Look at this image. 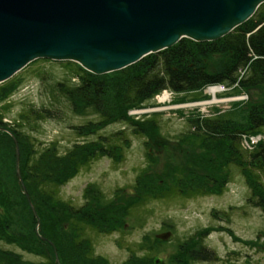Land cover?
<instances>
[{"label":"rangeland","instance_id":"rangeland-1","mask_svg":"<svg viewBox=\"0 0 264 264\" xmlns=\"http://www.w3.org/2000/svg\"><path fill=\"white\" fill-rule=\"evenodd\" d=\"M66 62L36 60L0 84V91L11 85L7 96L0 92V113L5 127L16 129L21 136V167L30 154L37 155L49 146L62 154L75 143L114 135L120 138L116 157L99 156L80 167L56 192L58 201L26 186L39 217L38 231L59 248L60 263L264 264V210L251 201L252 192L241 169L213 153L205 158L198 139L188 136L182 142L183 135H189L188 120L193 116L231 114L234 122L245 124L247 108L264 102V88L247 94L216 93V103L206 89L200 99L164 92L149 106L126 112L134 120L154 117L158 129L150 138L133 134L129 125L118 121L84 135L79 128L101 119L92 112L73 111L55 95V84L70 74ZM138 62L104 75L88 73L109 83L105 98L114 105ZM164 94L167 99L160 101ZM31 108L49 110L50 117L30 115L29 124L17 126ZM262 136L264 142V132ZM262 166L246 167L262 183L257 187L260 196H264ZM170 188L175 192L168 194ZM67 204L90 212L94 220L83 224L80 217L70 216ZM31 212L16 180L14 147L4 138L0 143V264H54V255L35 236L36 220ZM164 232L172 233L169 240L156 239ZM77 243L93 259L77 255ZM201 250L211 252L212 258L191 261L184 255Z\"/></svg>","mask_w":264,"mask_h":264},{"label":"trees","instance_id":"trees-1","mask_svg":"<svg viewBox=\"0 0 264 264\" xmlns=\"http://www.w3.org/2000/svg\"><path fill=\"white\" fill-rule=\"evenodd\" d=\"M44 61L51 62L50 60ZM66 65L70 74L63 81L55 84L53 88L55 95L66 101L73 111H80L84 114L92 112L101 119L98 124L90 123L86 128H79L80 133L85 135L95 128L104 129L111 122L118 121L129 125L133 134L150 138L152 133L158 129L154 117L149 116L148 119H142V121L139 118L134 120L133 116L127 115L126 112L128 110L138 111L149 106L148 103L151 100L164 92H169L173 97H186L191 94L200 99L204 97L202 92L207 87L218 85L226 88V93L231 94H247L264 88V3L257 8L247 22L236 27L219 40L199 43L181 39L173 47L141 59L137 66L134 65L137 70L124 80L117 97V103L114 105L108 103L105 98L110 88L105 79H96V76L84 71L73 62H66ZM6 86L0 91L2 95L4 93V96L8 95L11 87L10 84H6ZM30 115L35 119H45L50 117V111L46 109L38 111L31 108L21 115V122L18 121L20 124L17 126L29 124ZM230 116L231 114L190 117L188 120L189 135H183L182 142L188 136L198 139L200 148L206 154L205 158L213 153L216 157L218 155L224 157L223 160L228 165L241 169L252 192L251 201L264 210V196L257 194V187L262 186V183L255 180L259 179L257 175L253 174L249 168L246 169L247 166L257 168H261L262 164L264 166V142H262L264 102L253 104L247 108L245 124L234 122ZM2 120L3 115L0 113V127L12 133L17 141L21 177L22 169L23 174H26V178L22 177L25 188L29 185L35 191L40 190L42 196L51 200L58 201L55 198L56 192L64 182L77 173L80 167L87 165L99 156L115 158L116 149H120L118 147L120 138L115 135L100 137L89 143H75L62 154L58 153L55 147L49 146L37 155L33 153L30 154L31 157L28 156L24 164L25 167L26 165L28 167L26 171L23 165L21 167V161L23 163L20 153L21 136L16 129L6 128ZM0 134H2L0 143L5 138V141H9L14 147V142L7 132L2 131ZM255 136H261L262 139L252 150L244 149L243 139L248 140ZM65 170L68 172L61 173ZM59 173L63 175L59 177ZM27 179L29 182L26 181ZM169 192H175V188H170L167 193L169 194ZM67 207L70 216L80 217L83 224H90L94 220L91 213L84 209L76 210L69 204ZM39 232L40 230L38 231L39 235L35 232L36 238L45 245L47 251L54 255L53 248L49 244L51 241ZM40 237L45 238L46 241H42ZM52 244L57 253L59 248H56V244ZM74 245H76L73 247L77 255L90 260L91 257L85 256L82 244ZM184 255L191 261L212 258V253L206 250L187 251ZM66 258L69 257L66 256Z\"/></svg>","mask_w":264,"mask_h":264},{"label":"water","instance_id":"water-1","mask_svg":"<svg viewBox=\"0 0 264 264\" xmlns=\"http://www.w3.org/2000/svg\"><path fill=\"white\" fill-rule=\"evenodd\" d=\"M264 0H0V84L36 60L77 63L94 75L126 68L181 39L213 42L247 22ZM17 182L23 184L16 139ZM171 232L157 234L161 241ZM42 241L45 238L40 237ZM54 263L60 264L54 245Z\"/></svg>","mask_w":264,"mask_h":264},{"label":"built area","instance_id":"built-area-1","mask_svg":"<svg viewBox=\"0 0 264 264\" xmlns=\"http://www.w3.org/2000/svg\"><path fill=\"white\" fill-rule=\"evenodd\" d=\"M210 89H217L216 93H226L227 89L224 88L221 85L218 86H213V87H207L206 90L209 92ZM211 95V94H209ZM212 97V101H214L216 99V94L215 95H211ZM242 99L245 98L244 96L241 97ZM217 101H214L213 103H216ZM135 112V111H134ZM262 139L261 136H255V137H250L248 138V140L246 138L243 139L242 141V145L244 149L247 150H252V148L257 144V142H259Z\"/></svg>","mask_w":264,"mask_h":264},{"label":"bare ground","instance_id":"bare-ground-1","mask_svg":"<svg viewBox=\"0 0 264 264\" xmlns=\"http://www.w3.org/2000/svg\"><path fill=\"white\" fill-rule=\"evenodd\" d=\"M209 93L211 94V95H215L216 94V90L215 89H210L209 90ZM167 99V95L166 94H164L162 97H160L159 98V100L160 101H164V100H166ZM206 104V103H205ZM202 105H204V103H202ZM153 109H149V110H146V111H152ZM143 112V111H142Z\"/></svg>","mask_w":264,"mask_h":264}]
</instances>
